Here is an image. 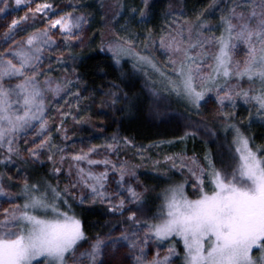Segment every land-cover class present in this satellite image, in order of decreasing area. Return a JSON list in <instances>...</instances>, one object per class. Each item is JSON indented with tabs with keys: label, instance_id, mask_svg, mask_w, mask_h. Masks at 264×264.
I'll use <instances>...</instances> for the list:
<instances>
[{
	"label": "snow or ice",
	"instance_id": "obj_1",
	"mask_svg": "<svg viewBox=\"0 0 264 264\" xmlns=\"http://www.w3.org/2000/svg\"><path fill=\"white\" fill-rule=\"evenodd\" d=\"M143 3L145 6L138 9L141 18L149 7L147 0ZM20 7L26 9L24 15L12 18L0 38V45H7L0 50V165H13V157L27 163L24 152L30 160H38L47 149V159L53 163L50 171L53 175L63 172L70 180L63 189L45 183L41 190L39 183H29L24 177L17 185L19 195H14L8 191L13 185L6 187L0 175V198L9 202L8 207L0 208V264H105L103 257L117 248L127 249L130 264H173L174 257L181 258L182 264H264V146L255 145L241 127L228 123L234 119L238 100L251 105L250 117L254 108L255 116L264 122V0H214L209 8L220 12L217 24L202 20L200 13L191 22L172 20L158 37L146 35L142 50L131 35H116L102 44L101 51L106 48L116 63L129 56L135 61L133 67H151L165 81L167 90L197 110L205 95L214 92L219 106L217 118L233 133L229 171L217 168L209 152H205L203 162L195 154H166L164 164L184 178L162 190L157 210L144 219L137 215L143 208L142 193L129 182L136 179L133 169L139 165L130 167L119 156L121 142L116 136L103 146L72 152L67 145L52 144L50 105L62 95L78 100L79 93L71 92L73 82L66 76L47 74L51 68L43 67L44 60L53 58L45 53L58 47L54 38L57 32L65 48L79 39L86 17L76 14V5L70 12L57 14L48 0H0V14ZM100 8L104 12L102 22L117 21L124 5L121 0L108 4L101 0ZM129 11L134 15L137 9ZM38 21L43 27H33L18 38L19 32ZM214 27L218 33H209ZM148 42L153 47L158 42L170 72L156 65ZM62 59L55 57L57 63ZM110 95L114 104L118 97ZM226 107L233 111L225 112ZM56 111L61 118L70 114ZM55 129L61 134L60 124ZM29 135L33 138L28 139ZM189 135L195 133L186 131L180 139ZM62 138L67 139L66 133ZM123 145L131 142L125 138ZM101 147L115 153L117 159H93ZM53 149L60 153L58 162ZM143 149H137L142 158ZM65 161L67 168L63 167ZM160 163L153 161L154 165ZM99 166H103L102 171L95 170ZM110 172L114 191L108 188ZM189 183L194 198L186 194ZM78 190L79 197L75 194ZM69 194L80 204L88 197L106 203L113 215L127 212L126 222H119L117 235L111 234L117 231L114 227L103 238L97 235L88 242L82 221L58 205ZM63 203L67 206L68 200L63 199ZM126 203L136 210L130 211ZM85 243L87 246L82 247ZM176 244L182 245V257Z\"/></svg>",
	"mask_w": 264,
	"mask_h": 264
},
{
	"label": "trees",
	"instance_id": "obj_2",
	"mask_svg": "<svg viewBox=\"0 0 264 264\" xmlns=\"http://www.w3.org/2000/svg\"><path fill=\"white\" fill-rule=\"evenodd\" d=\"M128 1H123L124 9L123 14L117 19L118 26L126 29L139 41L145 40L149 33L152 36L157 33L162 20L159 8H154L148 17L141 19L139 16L131 15L129 9L132 5L129 6ZM183 2L187 13L192 15L202 8L204 0ZM89 5L88 9L93 15L92 39L84 49H71L74 50L72 55L76 60V70L90 91H114L118 94V99L110 125L104 127L101 132L83 130L76 138L89 142L111 140V137L116 136L121 143L127 138L139 146H164L172 153L185 152L202 159L205 152H209L217 168L229 171V165L232 163L230 148L232 131L199 119L192 107L166 89L165 81L150 67H133L135 61L131 57H121L120 62L116 63L111 54L101 51L102 15L99 7L96 8L92 3ZM136 6L138 5L134 7ZM202 17L207 19L211 15L205 13ZM250 108H246V114H242L241 123L235 121L233 123L241 127L255 145L264 146V122L255 116L254 108L251 109L253 115L250 117ZM186 131L195 135H189L181 140ZM15 165L22 168L29 178V183L48 181V175L42 168L25 162L22 164L20 161H15ZM1 167L2 165L0 169ZM180 180L179 175L173 172L153 181L147 180L146 184L151 193L142 198L143 208L137 213L138 217L141 219L150 217L160 204L158 197L162 190ZM128 209L136 210L133 206ZM71 214H75L82 221L86 237L105 235L109 229L118 228L120 221L126 222L125 218L128 215L127 212L123 216L113 215L106 206L101 205H72ZM176 248L182 257V245L176 244ZM176 264H182V259L177 257Z\"/></svg>",
	"mask_w": 264,
	"mask_h": 264
},
{
	"label": "rangeland",
	"instance_id": "obj_3",
	"mask_svg": "<svg viewBox=\"0 0 264 264\" xmlns=\"http://www.w3.org/2000/svg\"><path fill=\"white\" fill-rule=\"evenodd\" d=\"M123 1L124 0H121L122 3ZM183 1L184 0H147L149 7L146 10V15L143 18L148 17L149 14L152 12V10L156 7L159 8V12L161 13V17H162V20L160 21L159 31L153 35L154 38L158 37L162 28H164L170 21L177 20L181 22L183 21L191 22L195 19L197 13H200L201 19L206 21L207 23L212 25L217 24L220 16V12L217 9L209 8V5L213 3L214 0H204L202 8L196 10L195 13H193L192 15L187 13ZM48 2L53 4L57 14H60V12H70L73 10V5H76L77 6L76 14H83L87 19V23H85L82 26V31L79 34V39H73L69 43L68 47L65 48V46L62 43L63 37L60 36L57 32L54 38L58 42V47L52 50L51 52L45 53L46 57L51 56L53 58L51 60L49 59L44 60L43 67L51 68V72L47 74L51 75L53 78L66 76L68 79L72 80L73 82V86L71 87V92L73 94L77 92L79 93L78 100L74 99L73 95H68V96L62 95L61 97L55 98L53 103L50 105L48 111V119H49L51 136H52V144L60 147H64L65 145H67L69 152L79 151L81 148L86 150L88 147L92 145L103 146L106 143H110L111 140L86 142V141L78 140L76 136H78L80 133H82L83 130L86 129L90 131L101 132L103 131L104 127L110 125L113 121L115 108L117 104V99L114 104L112 103V100L114 98L110 95V93H115L117 97L118 94L114 91H100V92L90 91L76 70V60L72 55V52L74 50H71L72 48L84 49L90 43L92 39L91 30H92L93 15L92 12L88 9V6H90L89 4L92 3L96 6V8L99 7L100 14L103 16L104 12L100 8L101 0H48ZM103 2L108 4V3H113L114 0H103ZM128 4L129 6L132 5L131 8L137 9V12L134 15L131 12V15L139 16V18H141L138 9L145 6L143 0H129ZM135 5L138 6L134 7ZM12 8H15L14 4H12ZM25 11H26L25 8L20 7L18 10L15 11L10 9L7 15L0 14V38H2L3 33L7 28V25L11 22V19L18 18L19 16L24 15ZM205 13H209L211 17L204 19L202 16L205 15ZM117 21L102 22L101 24L102 44L106 45V42L113 39L114 36L116 35H120V36L131 35L126 31V29H124L123 27H119ZM33 27H37V28L43 27V24L39 21L34 23L32 27L26 28L25 32H19L18 38L19 36L25 35L27 31H31ZM211 32L218 33V29L215 27L211 28L209 30V33ZM131 36L135 39L133 35ZM135 41H136V47L142 50L145 45V40L139 41L135 39ZM148 43H149V52L154 56V61L156 65L161 69V71L170 72V68L166 64V56L159 49L158 42L155 45V47H153L151 42ZM3 47H7V45H0V50H2ZM104 51L108 54H111L106 50V48ZM57 56H62L63 59L61 63L56 62L55 57ZM122 57H129V56H122ZM189 106L193 108L195 115L199 119L211 123L214 126L225 128L223 121L217 118V111L219 106L216 103L214 92L205 95V98L200 103V107L198 110L191 105ZM249 107H251V105H246L243 103V101L238 100L237 106L234 109V119L228 121V123H233V121L241 123L243 119L242 114L243 115L246 114V108ZM57 109H59V111L61 112H69L70 114L66 117L61 118L59 116V113L56 111ZM224 111L231 112L233 111V109L226 107ZM56 124L61 125V134H57L55 129ZM65 133L67 136L66 140L62 138V134ZM32 138L33 137L31 135L28 136V139H32ZM55 139L57 141H55ZM132 145H135V147H133ZM21 147L23 149V147L25 146L21 143ZM28 147H31V145H28ZM139 147L141 146L136 145L133 142H131V145L129 146H125L123 145V143H121L119 149V156L122 157L124 160L128 161L130 167L132 165H139V167H135L133 169L136 172V179L129 181V178L125 177V180L131 182L133 187L136 188L138 192L142 193V198H144L145 196L151 193L150 189L146 184L147 180L153 181L156 180L157 178L164 177L169 173L172 172L176 173V172L175 170L171 169L169 165H165L163 162V157L166 154H173L167 149V147L144 146L143 158L137 154V149ZM48 151L49 150L47 149L44 150V153L40 155L38 160H30L26 152H24L23 155L25 160H28L27 163H29L32 166L42 168L44 169V171H46V174L48 175V181L44 180L38 182L41 185V190H43V186L45 183H50L52 185L58 184L59 188L63 189L65 185L69 183L70 177H68L63 172L58 175H53V173L50 171L53 168V163L47 159ZM51 151L54 159H56L58 162V157L60 153L55 152L54 149ZM187 155L192 156L191 154H187ZM105 156H108L113 160L117 159V155L115 153H108L104 150L103 147L99 149L98 155H93V159H102ZM197 157L201 160V162H203V159L201 157L199 156ZM156 160H159L161 163L159 165H154L153 161ZM15 161H20L22 162V164H24V161L17 160L15 157H13L14 166L8 165L7 167H5L2 165L0 169V175H3L5 178L6 187L9 183L13 185L12 187L8 188V191L12 192L14 195H19V188L17 187V185L23 182L24 177L28 178V176L22 171V168L20 169L15 165ZM63 167L64 168L68 167L67 161H65ZM18 169L21 170L19 175H17ZM95 170L102 171L103 166H99ZM178 175L181 178V180L184 178L182 175L180 174ZM8 176L12 177V180L10 182L7 180ZM28 182H29V178H28ZM108 188L109 191L115 190V181L113 174L111 172L109 173ZM185 191L186 194L189 195V197L191 198L195 197V193L191 187V183L186 185ZM75 194L77 197H79L81 193L78 190L76 191ZM85 195H87V193H85ZM124 195H127V193H124ZM63 199L68 200L67 206L63 203ZM63 199L58 201V205L62 211H69L70 214H71L72 205H82V206L101 205V206H106L108 208L106 203H101L98 200L93 201L91 197H88L85 203L83 204H80L78 199L74 200L71 194L65 196ZM12 202L22 203V200H14ZM8 206H9V202H7L4 198H0V208L8 207ZM130 206L132 205L126 203L127 208ZM116 229L117 231L112 232L111 233L112 235L118 234V228L116 227ZM110 230L111 229H109L106 234H108ZM105 235L100 237L103 238ZM95 237L92 236L87 237L88 242L95 239ZM86 246H87L86 243L82 245V247H86ZM164 248H167L166 244L164 245ZM152 251H155V249H152ZM126 254H127L126 248H117L116 250H109L108 254L103 258L105 260V264H121V262H123V264H130L131 258L127 257ZM161 254H163V250H161ZM253 255H258V253L254 252ZM148 258L149 259L151 258V252L148 253ZM176 258L177 257L173 258V264H176Z\"/></svg>",
	"mask_w": 264,
	"mask_h": 264
}]
</instances>
